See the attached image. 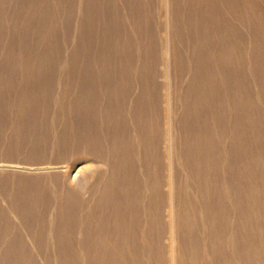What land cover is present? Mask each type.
<instances>
[{
	"label": "bare ground",
	"instance_id": "obj_1",
	"mask_svg": "<svg viewBox=\"0 0 264 264\" xmlns=\"http://www.w3.org/2000/svg\"><path fill=\"white\" fill-rule=\"evenodd\" d=\"M0 264H264V0H0Z\"/></svg>",
	"mask_w": 264,
	"mask_h": 264
},
{
	"label": "rangeland",
	"instance_id": "obj_2",
	"mask_svg": "<svg viewBox=\"0 0 264 264\" xmlns=\"http://www.w3.org/2000/svg\"><path fill=\"white\" fill-rule=\"evenodd\" d=\"M165 61H163V65L165 66V68L169 65V61L167 60V58L164 59ZM168 63V64H167Z\"/></svg>",
	"mask_w": 264,
	"mask_h": 264
}]
</instances>
